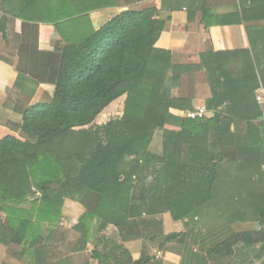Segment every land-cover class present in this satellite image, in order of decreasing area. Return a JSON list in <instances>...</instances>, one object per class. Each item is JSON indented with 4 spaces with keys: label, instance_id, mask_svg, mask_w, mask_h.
<instances>
[{
    "label": "trees",
    "instance_id": "trees-1",
    "mask_svg": "<svg viewBox=\"0 0 264 264\" xmlns=\"http://www.w3.org/2000/svg\"><path fill=\"white\" fill-rule=\"evenodd\" d=\"M141 1L146 0H126L130 6ZM11 2L9 14L23 21L22 31H8L14 21L4 17L0 33L6 46L0 42V47L11 55L17 51L14 110L23 122L0 124V242L35 250L38 264H49L53 242L68 238L73 240L61 264H161L152 263L146 252L135 261L126 246L134 240L158 241L160 249L177 242L184 248L182 264L263 261L264 146L258 156L239 154L231 124L246 121L249 145L262 142L264 121L259 122L255 94L264 88V29L254 31L256 42L248 33L251 50L243 52L242 74L234 73L236 53L211 55L215 76L222 78V100L208 72L213 99L207 109L216 112L221 103L227 105L225 112L178 122L170 114L177 105L171 97V54L156 48L165 27L157 9L123 11L96 30L89 13L116 6L117 0ZM53 39L60 41L52 46ZM40 87L44 98L31 105ZM124 96L123 115L95 125ZM205 122L218 132L208 148L200 137ZM235 153L245 172L238 180L252 181L255 169L260 176L255 231H236L233 208H222L217 200L219 183L233 179L229 165ZM66 199L85 209L73 232L58 225ZM204 209L222 210L218 217L209 215L206 233L199 229ZM164 213L188 231L164 235L162 222L155 220Z\"/></svg>",
    "mask_w": 264,
    "mask_h": 264
},
{
    "label": "crops",
    "instance_id": "crops-1",
    "mask_svg": "<svg viewBox=\"0 0 264 264\" xmlns=\"http://www.w3.org/2000/svg\"><path fill=\"white\" fill-rule=\"evenodd\" d=\"M12 3L11 0H0V23L4 17L12 19L14 24H8L7 30L10 32L13 30L15 35L21 34L23 21L9 14L10 9L14 10L11 7ZM127 4L126 0H117L116 6L90 12V20L96 29V27L104 26L123 11H142L153 8L158 10L159 17L165 22V27L156 43V48L171 54L174 67L169 74V78L174 81L171 97L177 102V105L170 110V114L178 122L186 120V115L190 111L202 106L207 108V103L213 99L208 72H211L214 82L217 84V92L221 96L218 101L222 100V78H216L217 76H215L217 64L215 58L211 55L227 52L236 53L234 65L236 67L235 62L238 61L239 69L235 68L234 73L242 74L243 71L240 68L242 67L241 61L244 58L243 52L251 50L248 33L254 35L256 34L254 31L257 29H264V1L261 0H146L131 6ZM204 27L205 29L202 32ZM201 33L204 35L203 39L201 38ZM201 39L203 42H201ZM257 40L256 36L255 42ZM59 41V39H53L51 41L52 46L58 44ZM0 42L6 46V42L1 39V33ZM62 45L60 43V46ZM4 46L1 45L0 47V124L6 125L9 122L21 124L23 118L14 110L15 103L18 100V92L14 88L18 77L15 68L17 51L14 48V54L11 55L10 52L6 53ZM1 58L12 61L14 65L2 61ZM44 95L45 90L40 87L32 98L31 105L40 103ZM125 101L126 97L124 96L112 103L96 119L95 125L105 124L113 116L121 117L124 112ZM226 106L222 107L220 103V108L216 112L207 109L205 119H211L216 114L222 115ZM263 121L261 117L259 122ZM231 131L235 136L239 137L235 144V151L239 154L248 151L258 156L263 152L260 146H264V135L262 136V142L258 144L253 141L254 144L251 145L250 143L249 145L248 124L246 121L235 119L231 124ZM200 137L202 146L208 148L217 141L218 132L206 123ZM228 161L230 160H225V163H228ZM241 164H243V160L238 159L235 153L234 160L229 165L233 179H223L222 183H219L222 184L219 185V187H222V191L218 190L217 200H220L222 208H226L228 205L233 208L234 218L239 220L233 225L236 231H255L259 228L256 222L257 215L254 210L259 191L255 190V187L257 185L260 186L258 184L260 176L255 169L251 177L252 181L242 182L238 180V177H242L245 173L239 168ZM261 172L264 173V166H262ZM37 196H39L38 193H36ZM84 212V207L78 202L70 199L65 200L63 217L73 222L72 229L78 224ZM220 212H222L220 209L219 211L218 209L216 211L202 210L201 214H203V217L201 222L203 226L202 224L199 226L200 232L206 233L210 228L209 215L212 214L218 217ZM245 212L247 214L244 216ZM155 220L162 222L164 235L184 234L188 231L185 224L182 221L175 222L170 213L157 216ZM242 220H248V222H243ZM97 227L98 222H95L92 234ZM197 232H199L198 229ZM72 240L71 238L67 240L60 239V264L61 260L63 262V258L69 253V242ZM126 246L135 261H138L143 252H146L147 255L153 258L152 263L160 261L161 264H182L183 262L184 248L177 242L170 243L162 249L159 248L158 241L152 242L150 240H134L128 242ZM88 249L91 251L93 247L88 244ZM192 249L194 253L198 252V248L192 247ZM2 250L18 257L21 260L20 264H38L34 253L35 250H26L11 243L4 244L0 242V251ZM54 251L56 250L54 249ZM199 254L201 256L204 255L202 253ZM9 256L5 255L4 262L6 264H16L12 260V256L11 258ZM226 263L229 264L230 260ZM259 263L264 264V260L262 262L257 261L254 264ZM49 264H53L52 260L49 261Z\"/></svg>",
    "mask_w": 264,
    "mask_h": 264
},
{
    "label": "rangeland",
    "instance_id": "rangeland-1",
    "mask_svg": "<svg viewBox=\"0 0 264 264\" xmlns=\"http://www.w3.org/2000/svg\"><path fill=\"white\" fill-rule=\"evenodd\" d=\"M96 29H99V27L97 28L96 27ZM113 117H117V116H113ZM112 117V118H113ZM155 145H156V140H155V144L153 145V148L154 149H156V147H155ZM35 191V190H34ZM33 194L34 193H32L31 195H30V197H31V199H33ZM37 197H39V196H37ZM59 225V227H61V228H66V230H69L70 228V230H72V225H73V222L72 221H69L68 219H66V218H64V217H62V219H61V221H60V223L58 224ZM69 230V232H72V231H70ZM96 235H97V229H95V231H94V233L92 234V237H91V241H90V245L92 246V247H94V244H95V238H96ZM258 247V246H257ZM53 248V249H52ZM54 249L56 250V251H54ZM7 252V251H6ZM5 251H0V264H6L5 262H4V260H5V255H11V253L9 254L8 252H7V254H5L6 253ZM200 252L198 251L196 254H199ZM203 254V253H202ZM12 256V260L13 261H15L16 262V264H20V259L18 258V257H15V255H11ZM11 256H9L10 258H11ZM50 256H51V260H52V262H53V264H60V243L59 242H53V244H52V246L50 247ZM204 257L206 256L205 254L203 255ZM26 257H28V256H26ZM28 259H29V257H28ZM213 260H215V259H213ZM226 260V259H225ZM28 261V260H27ZM27 261H26V263H27ZM228 260H226V261H224V260H222V259H219V260H215V261H211V260H207V264H228V263H226ZM262 262V261H261ZM183 264H187V261H185ZM260 264V263H259Z\"/></svg>",
    "mask_w": 264,
    "mask_h": 264
},
{
    "label": "built area",
    "instance_id": "built-area-1",
    "mask_svg": "<svg viewBox=\"0 0 264 264\" xmlns=\"http://www.w3.org/2000/svg\"><path fill=\"white\" fill-rule=\"evenodd\" d=\"M257 104L261 108V116L264 120V88L260 87L255 94ZM207 114V108L202 106L187 113L186 118L191 120L204 119Z\"/></svg>",
    "mask_w": 264,
    "mask_h": 264
}]
</instances>
